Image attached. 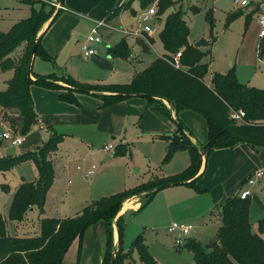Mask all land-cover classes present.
<instances>
[{
	"label": "trees",
	"instance_id": "1",
	"mask_svg": "<svg viewBox=\"0 0 264 264\" xmlns=\"http://www.w3.org/2000/svg\"><path fill=\"white\" fill-rule=\"evenodd\" d=\"M21 2L29 4V16L13 24L8 32H0V70L13 72L12 78L6 83V89L0 91V108L4 111L3 116L4 113L8 115L12 113L14 117L9 123L16 126L17 133L23 136L38 123L30 87L35 85L55 90L62 89L52 82L55 75H36L32 72V64H30L31 48L36 39L34 56L53 62V58L43 50L40 37L37 35L49 19L52 23L58 17L61 10L54 12L53 7L33 0H21ZM37 4L38 7H35ZM175 4L176 2L172 0H159L158 13L163 14ZM120 10L121 8L116 9L109 18L116 17ZM191 10L198 12L196 7H191ZM256 11L257 8L245 14L246 20H249ZM243 14V11H237L230 14L227 20L231 21ZM205 21L212 28L211 11L206 13ZM189 32L181 12L170 13L165 17L163 27L158 32L165 53L136 73L129 83L81 84L68 75H62L59 79H63L71 88L67 89L65 94L58 96L60 101L77 105L76 93L91 94L100 98L103 106L132 96L144 98L149 96L146 98L148 102L167 118L173 119L171 112L177 115L183 109L198 113L206 122L208 135L206 144L197 146L182 132L174 136H158L167 143L163 163H168L178 151H187L189 165L176 175L148 180L134 188L92 201L73 217L40 218L39 233L35 237L8 236L5 221L0 214V264H63L65 254L74 240L78 243L79 261L84 234L90 226L98 222H103L105 227L101 264H109L116 249L113 238L114 228L118 233L119 246L113 264H122L129 259V256L121 251L124 219L123 216H117L124 202L143 196L144 203L138 209L141 210L149 204L158 191L166 187L185 185L202 192L196 186L200 177L197 174L202 162V153L207 155L213 150L232 149L240 144L255 150L264 149V91L240 84L233 67L225 74H213L210 85H207L203 79L208 72V64L202 60L210 55L215 39L210 35L208 40L201 38L194 45H190ZM135 43L142 54H150L153 45L151 37L143 34L135 38ZM22 45L24 48L19 56L15 59L9 58V55ZM256 52L259 59L264 58V36L260 38ZM178 53L180 56L176 63L175 56ZM107 55L126 60L130 57L131 50L122 40L108 48ZM29 67L30 75L34 79L27 77ZM94 89L110 94H99ZM163 101L169 105V108ZM238 110L244 112L240 122L230 118V113ZM174 122L178 125V131L183 129L180 122ZM61 140V135L53 133L34 151L0 157V172H7L22 163L30 162L37 174L35 181H22L15 189L8 209L10 222L23 221L26 213L32 208H36L40 215L43 213L46 195L54 180L50 157L57 150ZM128 151L130 152V149L128 150L126 145H119L114 155H124ZM1 189L5 192L9 191L5 184ZM250 206V197L240 198L239 194L226 198L218 205L220 226L214 238L206 246H201L193 240L185 244L192 252L195 264H264V240L260 236L264 230V218L258 221V232L253 233L249 219ZM132 250L136 252L139 264H156L141 235L136 237Z\"/></svg>",
	"mask_w": 264,
	"mask_h": 264
},
{
	"label": "rangeland",
	"instance_id": "2",
	"mask_svg": "<svg viewBox=\"0 0 264 264\" xmlns=\"http://www.w3.org/2000/svg\"><path fill=\"white\" fill-rule=\"evenodd\" d=\"M34 1L44 3L51 8L53 7L54 12L57 9L55 6L57 2L53 0H33V2ZM172 1L176 2V4L162 14L160 23H156L155 20L152 19L148 20L146 23H140L141 21L134 18L128 11L121 25L126 30L130 31L131 34H121L123 32L111 25L103 29V40L108 44H113V46L124 40L128 48L132 51V56L134 59L136 58V60L127 63V65L130 66L128 68L141 71L144 67L152 63L156 55L163 54L158 32L163 27L166 15L180 11L183 20L190 30L188 35V43L190 45H194L201 38L208 40L210 35L215 39L210 55L204 57L202 60V62L208 64V72L203 79L207 85H210L213 74H225L233 67L235 73L237 70V75L239 77L238 82L240 84L264 91V58L259 59L256 52L257 43L260 39L258 41L256 39V44L245 57L242 56L243 49H240L241 44L245 41L251 43L254 40V36L257 35V28L254 23H251L254 18L252 17L246 20V15L243 14V19L238 17L231 21L227 20L230 14L240 10L244 12V8L235 5L234 0ZM134 2L133 9L139 13L141 8L137 0H134ZM150 2L153 3L152 7L158 9V0H156L155 3L154 0H150ZM250 6H252V4ZM255 6L258 7L257 4H255ZM29 7V4H25L21 2V0H0V32H8L13 24L27 18L30 13ZM35 7H38V4L35 5ZM191 7L198 8V12H193ZM257 7L253 8L252 6L251 11ZM208 11L212 13V28H210L205 21V15ZM140 32H145L149 37L153 34L151 37L153 45L151 53L148 55L142 54L141 51L139 52L137 45H135V38ZM252 36L253 40L251 39ZM247 47L248 44H245L244 53H247ZM20 48L21 46L16 48L9 55V58L15 59L19 54ZM238 58L241 64L237 62ZM35 60V62H38V59ZM12 75V70L6 72L0 70V91L6 89V83L12 78ZM61 76L54 77L52 82L60 86V88H62L60 90H63L65 94L66 90L71 88V86L63 79H59ZM124 78L128 79V76ZM122 81L123 80L119 78V83H125ZM94 90L99 94H110L109 92L100 91L99 89ZM180 112H190L198 116L202 119L206 131L205 120L201 115L187 109L179 111L177 115ZM13 117L12 113H10V115L4 113L3 116L0 108V118H2L3 122H6L7 125L6 126L0 119V135L3 132L19 135L17 133V127L9 123V120ZM177 121L180 122L179 119ZM33 127L32 129H34ZM55 132L57 133V131ZM30 135V132L23 135L24 140ZM151 137V135L150 137L142 135V137L135 140H130L129 143L131 145H126L128 150L130 149V152L128 151L126 154L118 156L114 155L117 148L111 151H103V146L107 143L105 138L95 139L93 144L95 148L100 151V158L94 159L84 166L81 162L78 163L77 165L81 168L80 171H78V173L76 170L72 171L69 176H64L59 173L65 162V153L60 149L58 151L59 153L56 152L50 157V159L52 158L53 160V166L56 167L54 170L59 177V182L57 186L49 192L46 199L47 205L43 213L40 215L37 211H28L23 221L19 223L9 221V205L13 193L20 184L22 177H24L25 181H35L37 176L35 168L32 163L25 162L10 171L0 172V214L5 221L6 234L10 237H35L39 233L40 218L73 217L76 211L88 205L89 202L91 203L93 200L95 201L101 197L131 189L137 185L146 183L148 180L176 175L188 166V156L185 153H178L171 161L163 163L166 152V141L162 143L163 141L161 142V139L153 138L155 141L151 142ZM153 137H155V135ZM0 143L1 146L6 144L4 141H0ZM26 145L27 143L25 142H22L19 146L6 144V146H4V150L7 154L6 156H15L25 153L22 151H24ZM100 162L102 165H99ZM86 165H95L97 169L94 170L93 175L84 179L82 176ZM92 178H95V180L91 182ZM263 182L258 183L254 187L245 185V187L241 189V191L244 189H249L250 191V218L253 228L257 232L258 220L264 218V212H262L264 209ZM4 184L8 186V192L1 189V186ZM196 186L200 187L197 183ZM166 188L162 189V191H158L149 204L141 210L128 213L123 217L124 231L121 241V251L128 255L129 259L125 260L122 264H139L138 256L136 252L132 250V244L139 235L143 237V242L156 264H195L192 252L185 246L187 241L193 240L201 246H206L217 233L218 227L220 226L218 206L213 205L210 209L202 213L200 211L204 205L203 197L195 199L192 198L191 195L198 194V196H201L199 195L201 194L200 192L185 185L180 188ZM253 196H255V200ZM144 200L145 198L140 196L137 201L142 205ZM172 223L189 224L192 226V230L187 236H180L176 232L169 233L167 231V226ZM260 236L264 240V230ZM176 240H180V244H177ZM76 242L77 240H74L68 248L63 264H80V259L79 261L77 259L78 245H76ZM79 257H81V264L83 262V264H94L91 249L86 252L85 257H83L81 253Z\"/></svg>",
	"mask_w": 264,
	"mask_h": 264
},
{
	"label": "crops",
	"instance_id": "3",
	"mask_svg": "<svg viewBox=\"0 0 264 264\" xmlns=\"http://www.w3.org/2000/svg\"><path fill=\"white\" fill-rule=\"evenodd\" d=\"M137 2L141 8L139 13L133 9L134 0H64L61 13L58 17L52 23L51 19H49L42 26L37 35L40 37V44L43 50L53 58V62H47L42 60L39 56H34L32 60V72L41 76L52 74L55 76L68 75L81 84L111 85L129 83L132 77L140 72V70L137 71L136 69L128 68L130 66L127 65V63L136 60V58L134 59L132 56V51L130 57L126 60L111 58L107 55L108 48L113 47V44H108L102 38L103 29L107 27L100 29L102 43L99 45H92L95 50L93 55L87 58L84 57L81 48L85 43L86 35L90 33L91 29L98 22H105L107 26L113 25L115 28H118L119 31L123 32L121 34H125V31L131 34L130 31L126 30L121 25L126 18L125 14L129 11L134 18L140 20L141 16L144 15L148 9L154 8L150 0H137ZM155 2L156 0H154V3ZM251 4L253 8L255 4L258 5L257 11L252 14L254 19L251 21L257 28V35L254 36V40L252 36L251 39L253 41L251 43L245 41L241 44L240 49H243V57L249 54L250 50L256 44V39L257 41L260 39L258 36L259 26L257 18L264 16V0H257ZM249 6L244 8V15L251 12L252 6ZM118 8H121L119 14H117L116 17L109 18ZM154 9L156 10V14L150 16L148 20L152 19L155 20L156 23H160L162 14L158 13V9ZM243 17L244 16L240 17V19H243ZM150 36L152 37L153 34ZM137 37L138 36H136V38ZM245 44H248L247 53H244ZM23 48L24 45L21 46L19 54ZM138 50L140 52L139 47ZM164 53L163 50V54ZM19 54L17 56H19ZM163 54L156 55L154 59ZM35 59H38V62H35ZM237 62L240 63L239 58ZM125 76H128V79H125ZM236 77L239 81L237 70ZM31 78L34 79L33 76H31ZM119 78L125 83H119ZM60 94H64V91L35 85L30 87V95L32 97L34 111L38 117V123L33 127L34 129L30 131L31 135L23 141L27 143V145L22 152L36 150L38 147L42 146L51 134L59 133L58 135L62 136V140L58 144L57 150L52 155L60 149L65 153V162L61 168V172H59L64 176H69L70 173L75 170L78 173V171H80L78 168L81 169L79 165H77L78 163L81 162L84 166L94 159L100 158V151L97 150L93 144L95 139L105 138L107 143L104 146L112 145L114 149L119 145H131L129 143L130 140H135L142 137V135L149 137L151 135V142H154L155 140L153 138H159L158 135L174 136L182 132L191 143L197 146L206 144L208 140V135L206 136V122L204 121L205 131L202 119L195 114L180 112L178 116L172 111L171 114L173 119L169 118V120L158 112L146 98L141 96H132L127 99L119 100L111 105L103 106L102 100L91 94L76 93L77 105L60 101L58 99ZM163 103L169 108V105L165 101H163ZM3 112L2 110V114ZM0 119L3 122L2 118ZM178 119L183 126L181 131H178L177 125L174 122ZM3 123L6 125V122ZM55 131H57V133ZM154 135L155 137H153ZM161 142L164 143L165 140L161 139ZM6 144L0 147V157H5L7 155L4 150ZM165 145L167 147V143H165ZM178 153H185L188 156L189 162L187 151L177 152L174 156ZM99 165H102V163L100 162ZM91 166L95 165H86L82 178H84V172L88 171ZM55 168L56 167L53 166V169ZM263 168L264 149L255 150L245 144H240L232 149L213 150L206 155L205 161L202 156L201 166L197 174L200 177L196 182L200 186L198 188H200L202 192L199 194L201 196H198V194H191L192 198L197 199L198 197H203L204 205L200 211L203 213L213 205L218 206L226 198L239 194L241 189L245 187V180L254 172L262 170ZM96 169L97 167L95 166V170ZM54 173L55 179L47 192L46 199L49 192L56 187L59 182V177L56 175L55 170ZM94 180L95 178H92L91 182ZM22 181H25L24 177H22L21 182ZM172 187L180 188L184 187V185ZM138 198L139 197H134L124 202L117 216L124 217L128 213L138 212L140 207V203L137 201ZM253 198L255 200V196H253ZM46 201L47 200H45L44 208L47 205ZM82 208L76 211L75 215L82 210ZM30 211L34 212L37 210L36 208H32L29 212ZM262 212H264V209ZM250 214L251 208L249 211L251 230L253 233H256L257 231L253 228ZM113 238L114 245L116 246L115 230ZM104 244V223L98 222L90 226L86 231L80 245V253L85 257L86 252L91 249L92 258L94 260L93 263L101 264ZM76 245H78L77 242ZM79 259L81 264V257H79Z\"/></svg>",
	"mask_w": 264,
	"mask_h": 264
},
{
	"label": "built area",
	"instance_id": "4",
	"mask_svg": "<svg viewBox=\"0 0 264 264\" xmlns=\"http://www.w3.org/2000/svg\"><path fill=\"white\" fill-rule=\"evenodd\" d=\"M254 1H257V0H234V4L241 7V8H245V7H248ZM55 6L57 8L58 2H57V5H55ZM155 14H156V10L154 8L148 9L144 13V15L141 16V18H140L141 23H146L148 21L149 17L152 15H155ZM257 23L259 26L258 36H259V38H262L264 36V17H258ZM104 27H107V24L105 22H98L91 29L90 33L86 37L84 45L81 48L82 54L84 57L87 58V57H89L95 53L94 46H92V45H99L102 43V38L100 35V29L104 28ZM124 33L129 34L127 31H125ZM143 34H146V33L140 32L137 36L140 37V36H143ZM179 56H180L179 53L176 54V56H175L176 63H177ZM243 117H244V112H242L241 110L232 111L230 113V118L234 121H241ZM0 141H4L7 144H10L12 146H19L24 141V137L21 135H12L9 132H3L0 135ZM113 149L114 148L112 145H107V146L103 147L104 151H110ZM78 170H80V169L78 168ZM94 170H95V166H91L88 171L84 172V178H88L89 176H91L93 174ZM262 181H264V169L254 172L250 177H248L245 180L244 185H247L249 187H254ZM249 195H250L249 189H244L243 191H240V193H239L240 198H245ZM191 230H192V226L189 224L186 225V224L172 223V224L167 226V231L169 233L176 232L180 236H187ZM176 243L180 244V240H176Z\"/></svg>",
	"mask_w": 264,
	"mask_h": 264
},
{
	"label": "water",
	"instance_id": "5",
	"mask_svg": "<svg viewBox=\"0 0 264 264\" xmlns=\"http://www.w3.org/2000/svg\"><path fill=\"white\" fill-rule=\"evenodd\" d=\"M63 2H64V0H59V1H58V6H57V9H56V12L62 9V7H63ZM36 45H37V39L33 42V45H32V48H31V53H30V64H32V60H33V57H34V55H35ZM27 77H28L29 79H32V78H31V75H30V67H29L28 70H27ZM148 97H149V96H145V98H148ZM176 125H177V124H176ZM177 128H178V125H177ZM180 131H181V130H180ZM201 153H202V151H201ZM202 154H203V159H204V161H205V160H206V155H204V153H202ZM114 230H115V233H116V249H115L114 252L112 253L111 260H110L109 264H113V263H114L115 254H116L117 248H118V246H119L118 233H117V230H116L115 228H114Z\"/></svg>",
	"mask_w": 264,
	"mask_h": 264
}]
</instances>
